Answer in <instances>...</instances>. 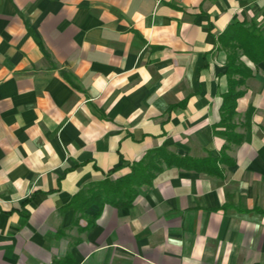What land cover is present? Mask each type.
I'll list each match as a JSON object with an SVG mask.
<instances>
[{
  "label": "crops",
  "instance_id": "1",
  "mask_svg": "<svg viewBox=\"0 0 264 264\" xmlns=\"http://www.w3.org/2000/svg\"><path fill=\"white\" fill-rule=\"evenodd\" d=\"M241 22L264 30V0H0V264H264V64L244 56L221 177L165 168L130 206L67 207L151 150L220 155L217 38Z\"/></svg>",
  "mask_w": 264,
  "mask_h": 264
},
{
  "label": "trees",
  "instance_id": "2",
  "mask_svg": "<svg viewBox=\"0 0 264 264\" xmlns=\"http://www.w3.org/2000/svg\"><path fill=\"white\" fill-rule=\"evenodd\" d=\"M217 45L218 50L227 53L228 81V89L222 95L221 120L214 126V131L224 136L228 143L222 147L220 155L195 159L172 154L166 148L151 150L140 161L131 165L129 173L113 181L107 177L91 185L74 196L67 207L84 210L94 203L100 206L104 204L130 206L138 196L139 188L152 184L155 177L165 168L177 167L222 176L220 165L233 164L227 154L230 145L240 144L244 139L243 135L235 132L237 124L234 118L237 114L238 100L245 94L243 87L246 80L254 75V71L241 59V56L246 57L256 66L264 64V31L256 22L235 23L218 36ZM239 52L242 54L239 55ZM62 75L72 85H76L70 74L62 72Z\"/></svg>",
  "mask_w": 264,
  "mask_h": 264
},
{
  "label": "rangeland",
  "instance_id": "3",
  "mask_svg": "<svg viewBox=\"0 0 264 264\" xmlns=\"http://www.w3.org/2000/svg\"><path fill=\"white\" fill-rule=\"evenodd\" d=\"M259 24H261V23L259 22ZM263 31H264V30H263ZM239 55H241V52H239ZM243 61L246 62V59H243ZM110 180L113 181V179H110ZM84 196H87V195H84Z\"/></svg>",
  "mask_w": 264,
  "mask_h": 264
}]
</instances>
